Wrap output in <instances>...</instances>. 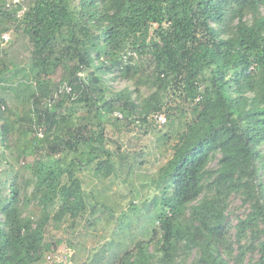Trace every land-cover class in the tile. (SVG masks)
Returning <instances> with one entry per match:
<instances>
[{"label": "trees", "instance_id": "1", "mask_svg": "<svg viewBox=\"0 0 264 264\" xmlns=\"http://www.w3.org/2000/svg\"><path fill=\"white\" fill-rule=\"evenodd\" d=\"M28 2L21 19L18 11L7 15L31 44L36 90L29 99L28 130L44 128L43 139L34 136V144L45 143L60 157L29 167L39 220L23 216L15 186L0 198V264L43 259L50 249L45 242L50 221L67 216L75 221L87 211L77 173L92 164L106 178L115 172L104 138L110 115L119 111L128 121L138 115L137 121L147 123L163 109L168 92L187 109L176 108L184 120L174 130L172 157L160 169L162 194L154 200L158 226L114 264H264V0ZM128 52L148 56L151 74L132 66L131 56V63L123 64ZM59 69L71 88L60 94L69 107L64 100L51 104L48 77ZM108 74L146 79L154 92L142 101L129 89L108 96ZM79 109L86 116L76 118ZM167 118L172 127L173 116ZM93 124L96 128H89ZM7 125L0 133L4 146L11 133ZM83 143L90 150H81ZM74 152L79 156L68 160ZM231 197L249 208L234 226L227 214Z\"/></svg>", "mask_w": 264, "mask_h": 264}, {"label": "rangeland", "instance_id": "2", "mask_svg": "<svg viewBox=\"0 0 264 264\" xmlns=\"http://www.w3.org/2000/svg\"><path fill=\"white\" fill-rule=\"evenodd\" d=\"M28 4V0H0V79L6 80L0 85V98L4 101L0 106V133L6 124L11 130L5 146L0 139V198L8 197L15 186L19 189V206L23 216L33 217L37 221L42 213L37 201L31 198L35 184L29 167L38 159H57L60 154L53 155L47 144L40 141L38 145L34 144V136L41 139L39 134L44 133V128L35 126L32 132L28 130L32 126L26 118L31 109L29 99L36 90V78L31 72V44L22 29L17 28L15 21L7 18L9 13L18 11L16 15L21 19L20 15ZM261 12L264 15V7ZM247 18L250 20V16ZM6 32H11L12 39L8 44L2 45L1 35ZM131 65L147 69L148 75L153 70L150 58L145 55L134 59ZM16 71L20 74L13 77ZM87 73L84 72L82 76L86 77ZM62 77L61 69L48 77L54 87L51 104L58 105L60 100H64L69 107L71 103L68 99L60 96L61 93L63 95L68 92L69 88L62 82ZM105 77L108 96L129 89L133 92L134 99L142 101L154 92L152 83L146 79L113 78V74ZM56 90L60 93L55 92ZM164 103L162 111L167 116H173L172 127L166 124L160 128L150 118L147 123H142L137 121L138 115L135 116L136 119L133 116L129 121L123 120L124 118L118 120L117 113L110 115L105 122L104 138L107 149L113 154L115 172L106 178L92 164L77 173L83 182L87 211L75 221L69 216L62 221H50L45 234V242L50 249L35 264H114L125 253L133 250L139 241H148L153 229L158 226L154 215L159 206L154 200L162 194L158 185L160 169L172 157V146L176 140L174 130L184 120L178 116L180 114H175L176 108L180 106L187 109V105L181 103L171 92L164 94ZM61 114H65V111L62 110ZM75 115L76 118H83L86 110L79 109ZM20 117L25 118L19 122ZM89 121L95 122L93 115ZM89 128L95 129L96 125ZM27 130L29 133H24ZM164 135H168L167 140ZM25 147L27 150L24 151ZM88 147L90 146L86 143L80 145L81 150H90ZM49 154L52 155L48 156ZM78 156L74 152L69 155L68 160ZM216 163L217 160L213 161L210 168H214ZM96 205L98 210L92 213V207ZM248 213V206L243 205L239 197H231L227 214L233 226ZM153 247L150 248L152 252ZM51 252L56 257L49 263L46 257ZM194 256L195 254L191 258Z\"/></svg>", "mask_w": 264, "mask_h": 264}, {"label": "built area", "instance_id": "3", "mask_svg": "<svg viewBox=\"0 0 264 264\" xmlns=\"http://www.w3.org/2000/svg\"><path fill=\"white\" fill-rule=\"evenodd\" d=\"M25 10H26V9H25ZM23 14H24V12L21 13L20 17H22ZM156 26H157V25H156ZM164 26H166V24H165ZM11 39H12L11 32H6V33H4V34L2 35V45H6V44H8V43L10 42ZM127 54H128V55H123V56H122V62H123V64H125V65H128V64L131 63L130 60H129V56L133 57L134 59H138V56H137V54H136L135 52H128ZM67 90H68V92H70V91H71V88H67ZM117 118L120 119V120L123 119L122 114L117 113ZM150 119H151L152 121H154V123H155L158 127H160V128H161V127H164V126L167 124V122H168L167 114H166L164 111H159V112L153 114V115L150 117ZM39 135H40L41 137H43V134H42V133H40ZM67 252H68V251H67ZM55 257H56V255H55L53 252H51L49 255H47L46 258H47V260L49 261V263H52V262L54 261ZM68 264H70V262H69Z\"/></svg>", "mask_w": 264, "mask_h": 264}, {"label": "clouds", "instance_id": "4", "mask_svg": "<svg viewBox=\"0 0 264 264\" xmlns=\"http://www.w3.org/2000/svg\"><path fill=\"white\" fill-rule=\"evenodd\" d=\"M24 15V14H23ZM3 35V34H2ZM1 40H2V37H1ZM82 76V75H81ZM163 110V109H162ZM161 110V111H162ZM115 113H119V112H115ZM121 114V113H120ZM117 118V117H116ZM118 119V118H117ZM118 120H120V119H118ZM43 134V133H42ZM40 136V135H39ZM41 137V136H40ZM42 138V137H41Z\"/></svg>", "mask_w": 264, "mask_h": 264}]
</instances>
